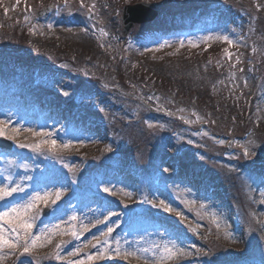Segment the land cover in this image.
<instances>
[{
	"label": "rangeland",
	"instance_id": "374dc122",
	"mask_svg": "<svg viewBox=\"0 0 264 264\" xmlns=\"http://www.w3.org/2000/svg\"><path fill=\"white\" fill-rule=\"evenodd\" d=\"M10 1L0 0V85L3 88L0 92V106H2L0 111H4V113H0V120L18 119L27 109H31L34 118L24 120L26 126L24 129H36L38 124L53 127L63 120L62 116L57 113L58 106H55L57 100L59 102V100H63L70 95H75L81 103L82 109L79 108L78 118L71 119L68 129L69 131L77 130L76 135L79 137L70 146L77 149L80 146L91 144L92 141H99L98 139L101 136L99 131L114 128L120 117L131 118L137 113L142 115L141 125H137L140 127L130 128V131L117 139L119 143L124 145L126 153H116L114 148L112 152L114 145L111 143L107 151L101 154L100 157L93 159L95 162L89 167L85 179V184L89 189L82 191H86L88 195L92 196L84 200L85 205L95 203L97 210L89 218V221L84 223L79 216L81 203L76 202V198L79 197L77 195L78 191L72 193L69 187H62L59 181L50 183L58 184L59 188L64 189V195L57 201L56 205L48 208L50 210L48 217L41 215L40 219L35 222V227L38 225L40 227L39 232H41L47 227L60 223L61 220L68 221L71 216L75 215L77 219L71 223L74 224L75 222L76 224V221H78L80 227L87 225L89 230L86 231V236L82 240H74L67 235L54 236L51 244L36 247L27 256L20 257L16 263L15 258H13L10 264H39L37 261L39 255L49 257L48 264H60L61 262L68 264L69 261L80 260L85 253L97 251V249L90 247V250H88L83 246L88 243V238L94 233L99 231L97 233V236H99L102 231H106L108 225H112L114 228L112 240L114 241L116 235L120 233L118 238H120L124 248H126L125 241L128 239L130 232H134L137 241H140L138 247L142 248L151 245L153 239L154 243H162V240H166V238L162 240L160 238V231H163L169 239L170 234H173L172 237L175 233L180 234V239L173 238L172 240L183 248L184 244H187L186 247L189 252L195 249L202 253V257L191 254L181 257V260L170 261L169 264H200L201 261L205 264H236L238 262L227 260V254L231 249L245 254L243 260L246 261L241 264H259L255 261H264V250L262 244H258V234L256 236L254 233L244 235L243 230H239L240 234L238 231L228 230L225 233H231V236L228 237L224 233L221 238H226L230 241L229 243L224 245L218 241L215 243L207 242L209 245L212 244L211 247H215L219 252L216 256H210L204 251L205 246L198 248L195 242L198 236L194 234L193 226L190 228L187 222H177L181 221L179 219L171 221V218L156 213L157 207L147 209V214L142 213V215L135 216L129 211V208H121V210H124V214L127 213L125 216L122 213L112 220L111 216L104 223H100L105 225L103 227H98L95 224L98 219L103 221L104 217L111 211L120 212V204H123L127 195L132 193L133 189L127 185V182L132 186L134 178L130 177L122 166L126 160L131 159L134 161L136 177L141 178L144 176L139 169V162H142L143 159L136 160V156L130 151V142L133 138H140L142 140L141 152L143 157L152 154L151 148L147 145V137L150 135L148 134V125L150 124H154L158 128L155 137L157 149L153 153V164L161 169L164 185L173 190L176 198L182 201L181 197L184 194L188 200H190V197H195L192 201L196 202L198 199L194 192H197L200 187L196 178L181 180L174 184H171L168 180L165 181L164 175L169 179L176 174H187L186 167L182 165L178 158L172 161L170 159L172 163L169 161L165 168L158 164L165 155L159 153L158 150L161 148L159 146L162 141L166 142L170 139L167 137L166 131L171 128L178 130L179 137L175 139L178 142L176 145L177 150H183L184 161L193 164H187V167L197 169V161H200L208 166L214 165L219 170H223L221 173L225 179L220 178L218 172L213 173L206 166H203L199 172L204 173L208 180L212 178L216 186L218 181H221L223 186L229 184L232 187L230 195L233 199H239L243 202L244 198H241V196H246L247 192L251 191V185L244 177L238 180L236 178L237 172L241 170L247 174L250 169L254 168L253 166L258 158L264 159V105L261 104L264 102V80L262 81L259 98L258 100L255 99L257 102L251 118H246V127L241 124L243 109L241 103H244L252 82L259 76L264 75V37L261 35L259 28L260 15L264 12V0H161L166 14L153 24L139 26L133 30L126 47L128 58L122 66L115 65L113 60H110L105 53L106 51H112L115 48L114 43L121 41L120 34H117V28L119 29L120 26V14H118V17L116 16V20L112 19L113 13H117L118 11L115 10L119 8L116 1L95 0V2L89 3L88 8L82 7L81 10L79 5L85 0H65L66 2L63 4L54 5V11L49 19H47L48 17L45 19L37 17V11L44 6L43 2L47 3V0H27L23 5L24 8L11 7ZM180 4L182 5L178 9ZM17 5H20V2ZM198 5L206 8L200 11L198 15L203 18L204 27L207 30H196L188 34L193 36L191 43L189 42L193 46L192 51L188 50L191 46L187 43H182L181 49L177 52L169 51L181 42L175 44L180 35L171 34L168 28L188 26V14L186 12L192 10L193 6L195 8ZM256 5L261 7L258 9L255 7ZM5 8L8 9L7 14H5ZM89 8H92L91 12L88 11ZM54 12L55 14H53ZM89 13H92V19H87L86 14ZM25 16H28V20L24 19ZM49 24L52 25L50 29ZM30 29L33 30L30 31ZM82 29L87 30L82 31ZM101 30L107 35H102ZM243 30H249L250 34L247 39L241 38V31ZM216 35H228L236 43L251 46L255 49L254 60H245L244 55L241 53H233L227 49L228 52L232 53V57L229 59L225 54V49L216 51L220 41L215 39L208 40V42H216L212 49V55H201V52H195L201 43L205 42V37H215ZM33 36L36 38L30 40ZM38 37L39 39H37ZM148 37H153L155 43L148 44ZM40 38H45V45L48 48L41 43ZM13 43L19 49L23 46H29L30 43L35 45L39 43L43 51H36L30 57L42 62H50L52 66L46 68L48 65L44 64L42 68L35 70L28 65L15 62L13 53L16 50L9 48V44ZM95 43L100 44L101 53L95 47ZM50 45L55 48V51L51 52ZM155 45H158V47H154ZM161 45H164V47H160ZM57 49L69 51V54H66V56L56 55ZM151 51L155 53L149 55ZM96 52L100 55L95 56ZM207 52L205 51V53ZM145 54L147 59L144 62H139L138 58L145 59L146 56H142ZM82 55H86L87 59H83ZM237 58L239 62H237ZM54 68L60 72H54ZM66 80L69 81V85L67 88L62 89L60 85H64L63 81ZM36 87L40 89V94L44 92L51 93L48 105L43 106L38 101L30 102V99L27 98L28 94H24L25 90L31 95L36 94ZM153 90L158 91L157 97L151 96ZM64 93H68V95H64ZM170 115L181 117L184 122L176 119L173 121ZM201 122H208V125L202 126L200 125ZM177 123H182V126L180 127ZM12 128L21 129L17 133V140L27 143L35 141L34 137H31V133L22 131L23 127L20 124H18V127L12 126L8 130L10 131ZM49 131L52 132L50 129ZM233 131L239 132L240 135L248 132L250 136L247 141H237L232 145L231 151L223 152L221 141L223 142L230 137V132ZM127 134H129V137H127ZM102 136L100 139H103ZM62 138L60 134L52 137L59 143L58 145L63 144L60 142ZM184 143L186 145H183ZM167 144L169 146L171 141ZM187 145H191V147L188 148ZM245 148L253 155L245 156ZM167 149L169 147H165L162 152ZM16 150L15 155L21 153V148L16 146ZM60 152H64V149ZM47 154L40 151V160L36 163L38 173L42 170L41 167L47 159ZM52 157L58 156L55 154ZM113 158L117 159L113 160ZM0 161H4L6 164L1 163L0 165L1 178L4 179L5 184L24 182L27 186L25 191L27 196L29 192L37 190H51L54 192L57 189L56 187L54 189L52 187L48 188L49 183L47 184V182L34 187V179L26 181L22 179L23 177H19L18 175L21 172L30 174L35 164L30 161L26 163L18 161L17 157L14 156V152H0ZM196 162L197 164H195ZM25 164L28 166L26 171L25 168L21 167ZM176 169L178 170L177 173H175ZM65 173L71 175L70 169L63 165L60 166L58 174L64 176ZM263 173L264 170H259L251 174V179L256 178L254 184L258 190V199H263L264 194ZM6 176H11V181L6 180ZM26 176L29 175L26 174ZM107 176H110V179H104ZM145 177L151 183H155L152 175L145 174ZM232 180L235 182L234 185L230 184ZM98 183L101 187L98 186ZM31 185L34 188L29 191ZM104 188H108L110 191L104 192L102 190ZM185 189L188 190L187 193L184 192ZM225 189L228 190L226 187ZM238 189H240L241 196H233L232 193H235ZM91 190L101 193H95ZM245 190H247L246 193H244ZM160 191L158 190V194L161 200L170 199L166 193L163 194ZM222 192L224 193V191ZM203 193L204 197L201 200L204 202L205 207L194 211L193 215L196 213L197 217L201 218L202 216V219L210 225L212 214H215L220 218L221 226L230 227L233 223L231 222L233 220L231 216L233 214L232 209L227 208V215L226 205L219 206L218 201L220 199L216 192L205 188ZM20 194L22 197L24 196L22 193H15L5 201H0V211L16 202ZM228 194L229 192H226L224 197ZM68 195V199L64 201ZM82 200L80 199L79 202ZM108 200H113L114 205H109ZM191 202L190 204H193ZM245 215V213L239 214V219L243 225L246 223ZM58 220L60 221L57 222ZM93 224H95V227L92 226ZM62 227L67 228L68 225H62ZM142 227L144 230H141ZM186 227L189 233L184 231ZM216 234L217 232L211 233L213 236ZM141 237H143L142 240ZM243 237L245 238L243 239L244 242L246 241L249 245L241 244ZM61 240L70 242L59 249L60 255L65 259L57 260L55 258V252L57 251L55 245ZM78 247L82 249L80 255L69 256V253H72ZM112 247H115L114 243ZM112 258L123 261L125 264H138L134 259L124 260L114 254ZM6 259H9V256L0 260V264ZM106 259L96 260L92 263L104 264ZM177 261H180V263H177Z\"/></svg>",
	"mask_w": 264,
	"mask_h": 264
},
{
	"label": "snow or ice",
	"instance_id": "6c2138e0",
	"mask_svg": "<svg viewBox=\"0 0 264 264\" xmlns=\"http://www.w3.org/2000/svg\"><path fill=\"white\" fill-rule=\"evenodd\" d=\"M19 3V0H17ZM81 7H84L83 2ZM94 7V6H93ZM259 9L261 6L256 5ZM5 14H7L8 9H4ZM89 12L92 11V8L88 9ZM25 20H28V16L24 17ZM49 29L52 27L51 24L48 25ZM33 29H30V31ZM87 29H82L86 31ZM102 35H107L103 30H101ZM210 39H216L221 42L227 43L229 46L234 45L236 42L233 41L228 35H216L215 37L209 36L205 37L204 40L207 42ZM183 42H181L182 45ZM191 43V42H190ZM160 47H164L161 45ZM225 54L229 59L232 57V53L228 52L227 49L224 50ZM255 51V49H254ZM237 62L238 58H237ZM235 67V65H233ZM68 95V93H64ZM103 111V109H101ZM9 120H0V137H6L9 140L16 141V146L19 148H29L32 151H40L41 149L46 148L49 152L60 151L63 149L69 148L71 145L68 143L58 145L55 139H52L53 133L45 131H36L31 128L22 129L24 132L31 133L32 137H38L39 139L35 140L32 143H24L17 140L16 136L21 129L12 128L8 130ZM151 127V125H149ZM221 143H223L221 141ZM245 156H251L253 153H250L247 148L244 150ZM21 167L27 169V165H21ZM6 180L11 181V176H6ZM26 181H31L33 177L25 176L22 178ZM26 185L22 183H10L0 185V201H5L8 197L13 196L15 193H24L26 191ZM104 192H109L110 189H102ZM64 189L57 188L54 192L51 190L47 191H33L31 192L22 202L15 203L10 207L5 208V210L0 211V260H3L6 256H13L17 251L21 255L31 253L36 247H43L46 244H51L54 236H70L74 240H79L80 236L84 232L88 231L89 228L87 225H82L79 229L76 228L72 221H75L77 217L75 215L71 216L68 221L61 220L60 223L47 227L44 230H41L39 233H34L33 229L35 227V222L40 219L45 208H52L57 204V201L61 199L64 195ZM144 202H148L145 198ZM191 203H195L192 201ZM264 203V201H262ZM155 207L162 208L166 212H171L173 209L169 207L163 200L159 204H154ZM201 209L205 205L200 204ZM112 215H118L116 213L109 212L107 216L104 217V220H96L95 224L104 223ZM177 216L181 214L176 213ZM183 218V217H182ZM220 218L215 214H212V222L216 224V227L219 229L221 227ZM67 224L68 227L64 228L62 225ZM95 224L92 226L95 227ZM7 225V227H5ZM118 226V225H117ZM114 228L112 225H108L106 231H102L99 236H94L91 241H88L83 247L97 249L93 253H85L84 257L77 261H69L68 264H91V262L96 260L110 259L114 254L117 257H121L124 260L134 259L138 264H169L170 261L178 260L181 257L191 255L190 252H187L182 246H179L174 240H165L162 243H152L148 247H137L124 248L121 244L120 238L112 240V233ZM161 235H164L163 233ZM226 236L230 237L231 233H225ZM141 240L143 237L140 238ZM70 241L61 240L56 243L55 248V258L57 260L65 259L60 255L59 249H61L65 244ZM115 244V247H112V244ZM127 243V241H125ZM137 244L140 241L136 242ZM81 248H76L72 253H69V256H79L81 253ZM199 251V250H198Z\"/></svg>",
	"mask_w": 264,
	"mask_h": 264
},
{
	"label": "bare ground",
	"instance_id": "6f19581e",
	"mask_svg": "<svg viewBox=\"0 0 264 264\" xmlns=\"http://www.w3.org/2000/svg\"><path fill=\"white\" fill-rule=\"evenodd\" d=\"M44 44H46V43H44ZM89 205H92V203ZM95 213H96L95 206H90L87 209H83L81 211V217L83 218L84 222H87V221H89V218L92 217ZM260 241H263V240L261 239ZM136 242H137L136 240H131V243L129 244V248H132V249L137 248L138 244Z\"/></svg>",
	"mask_w": 264,
	"mask_h": 264
},
{
	"label": "water",
	"instance_id": "95a60500",
	"mask_svg": "<svg viewBox=\"0 0 264 264\" xmlns=\"http://www.w3.org/2000/svg\"><path fill=\"white\" fill-rule=\"evenodd\" d=\"M126 11H127L126 16H125V18H126L125 21L126 22H128V21H135V20H138L139 19L137 17H134V18H131L130 17V14L135 11L134 8L128 7V8H126Z\"/></svg>",
	"mask_w": 264,
	"mask_h": 264
}]
</instances>
